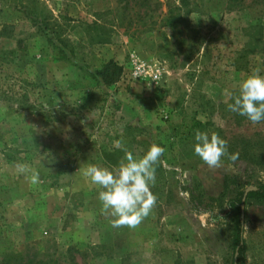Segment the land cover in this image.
<instances>
[{"label": "rangeland", "instance_id": "374dc122", "mask_svg": "<svg viewBox=\"0 0 264 264\" xmlns=\"http://www.w3.org/2000/svg\"><path fill=\"white\" fill-rule=\"evenodd\" d=\"M112 60L123 73L107 87L94 74ZM253 70L264 76V0H0V264H69V247L79 264H232L228 200L264 183V121L228 109ZM196 130L227 141L220 168L194 153ZM152 143L165 148L155 207L114 228L86 169ZM244 223L246 264H264V202Z\"/></svg>", "mask_w": 264, "mask_h": 264}, {"label": "clouds", "instance_id": "9594fccd", "mask_svg": "<svg viewBox=\"0 0 264 264\" xmlns=\"http://www.w3.org/2000/svg\"><path fill=\"white\" fill-rule=\"evenodd\" d=\"M228 109L245 116L253 124L264 121V76L253 70L239 85V95L233 97ZM194 153L210 168L221 167V158L227 153V141L217 133L195 132ZM116 147H122L121 141H115ZM124 158L117 168L108 169L89 165L86 175L92 184L101 191L98 199L102 212L111 218L114 228L127 226L138 227L155 207L157 197L150 190L156 179V166L159 164L165 148L152 143L143 156L134 157L132 152L124 149ZM230 159L236 160L232 154ZM25 165H19L18 171L27 172ZM33 183L38 181V173L32 170Z\"/></svg>", "mask_w": 264, "mask_h": 264}, {"label": "trees", "instance_id": "16d2710c", "mask_svg": "<svg viewBox=\"0 0 264 264\" xmlns=\"http://www.w3.org/2000/svg\"><path fill=\"white\" fill-rule=\"evenodd\" d=\"M122 73V66L112 60L108 62L100 71H97L94 74V77L100 79L105 86L112 87L120 81ZM21 83L23 85L29 84L26 80L21 81ZM22 91L23 93L20 94V96L22 97L23 102H20V105L24 107V109L30 111L31 106L26 104L28 101V91L24 86L22 87ZM9 93L10 92L7 90L5 92H0V98L5 99L6 101H11L12 98ZM229 184L230 179L228 178L225 181L226 190L229 189ZM253 202H264V183H260L249 191L246 189H239L237 190V194L228 200V212L226 217L231 220L233 225L231 244L233 251L232 264H246L247 248L246 240L244 238L245 223L243 214H245L247 204ZM76 254H80L84 262L87 261V253H81V251L77 250L75 247H69L67 251L69 264H79L76 261ZM12 261H14L15 264H59L57 260L52 258V256L45 255L44 253L42 254L41 252H36L33 255H29L27 252L15 254L12 256Z\"/></svg>", "mask_w": 264, "mask_h": 264}, {"label": "water", "instance_id": "95a60500", "mask_svg": "<svg viewBox=\"0 0 264 264\" xmlns=\"http://www.w3.org/2000/svg\"><path fill=\"white\" fill-rule=\"evenodd\" d=\"M247 191H249V190H247ZM245 217V214H243V218Z\"/></svg>", "mask_w": 264, "mask_h": 264}]
</instances>
